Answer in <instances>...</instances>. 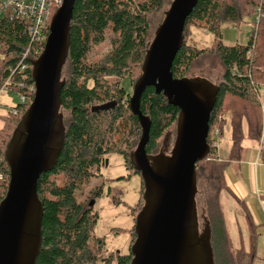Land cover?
Here are the masks:
<instances>
[{
    "label": "trees",
    "instance_id": "1",
    "mask_svg": "<svg viewBox=\"0 0 264 264\" xmlns=\"http://www.w3.org/2000/svg\"><path fill=\"white\" fill-rule=\"evenodd\" d=\"M239 2L198 0L185 20L183 42L171 67L174 78H191L193 76L187 75L191 65L205 54H211L217 57L221 68L217 82L208 76H198L217 87L209 118V151L196 164L195 195L196 209L198 211L197 203L200 204V218L209 232L213 264H244L247 258L256 257L257 232L251 216L248 214L247 222L250 252L244 250L243 242L242 247H233L220 206L221 194L226 192L231 195L223 175L228 161L239 160L243 153L242 142L245 139L259 141L262 133L263 114L258 88L264 84V0H242L246 7L242 11L239 10ZM162 6L163 0H75L59 95L64 139L55 164L40 175L36 186L41 218L40 247L35 264L131 262V246L137 236L134 227L129 230L132 239L129 240L127 252L117 253L115 257L100 255L105 242L94 234L98 215L89 205L95 196L79 202L76 190L96 176L93 167L103 164L105 155L109 153L121 155L125 168L140 176L131 155L140 139L141 127L129 107L131 95L125 93L120 80L133 78V70L139 69L134 86L142 74L146 51L153 39H149L147 16ZM258 8L261 16L245 44L226 45L222 42V22H240L245 16L253 17ZM25 26V22L9 17L0 21V51L4 54L0 59V87L10 77L8 89L25 95L30 105L34 96L32 65L22 71L16 69L29 42ZM190 26L213 32V44L205 48L187 45L184 35ZM106 31L110 32L109 50L100 61L88 62L86 57L91 47L104 41ZM227 99H230L231 106L226 105ZM29 105H17L16 114L9 111L1 116L0 201L9 183L10 167L5 159V148ZM140 111L151 121L146 153L156 155L164 135L171 128L177 133L179 109L168 104L162 93L156 94L153 87H147L141 96ZM224 112L231 113V147L227 160L218 156L211 139V132L216 128L219 135L223 133L226 123V118L222 117ZM260 161L264 166L262 153ZM141 184L140 209L144 204L142 178ZM261 198L264 199V195ZM239 205L242 203L239 202Z\"/></svg>",
    "mask_w": 264,
    "mask_h": 264
},
{
    "label": "water",
    "instance_id": "2",
    "mask_svg": "<svg viewBox=\"0 0 264 264\" xmlns=\"http://www.w3.org/2000/svg\"><path fill=\"white\" fill-rule=\"evenodd\" d=\"M197 1L170 3L146 51L142 74L129 99L130 110L141 127L131 157L144 184V204L135 217L137 236L131 246L130 264H204V250L209 253V264H213L209 232L199 233L195 195L196 164L209 151V118L217 87L199 77L174 78L171 72L183 42L185 20ZM74 3L75 0H63L52 17L44 49L32 61V102L5 149L10 171L7 192L0 201V264H24L27 224L36 203L38 241L29 264H35L39 252L41 207L36 186L40 175L55 164L64 139L59 95ZM147 87L162 93L168 104L180 112L171 154L162 158L160 153H146L151 121L140 111V100ZM19 133L23 138L12 158L13 140ZM204 233L205 241L201 240Z\"/></svg>",
    "mask_w": 264,
    "mask_h": 264
},
{
    "label": "rangeland",
    "instance_id": "3",
    "mask_svg": "<svg viewBox=\"0 0 264 264\" xmlns=\"http://www.w3.org/2000/svg\"><path fill=\"white\" fill-rule=\"evenodd\" d=\"M172 1L173 0H163V6L160 10L155 13L152 12L148 14L147 17L150 23V40L154 37L156 27L160 22H162L165 12L168 10ZM243 3L244 2H242V0L238 3L240 11L246 9ZM254 25H256L254 24V16H245L240 22L224 21L220 26L221 40L226 45H233L236 43L245 44L249 39ZM184 36L185 43L187 45H192L197 48L211 46L214 42L213 32L201 27H188ZM109 37L110 32L106 31L104 41L99 44H94L91 47L86 57L88 62H98L103 58L105 53L110 48ZM217 60L218 59L215 55L205 54L201 57V59L195 61L191 65L187 75L193 76L194 78L198 76H208L213 82H217L221 73V68L219 67ZM138 70L139 69H135L133 70L134 72L132 71L133 78L124 77L120 80V86L129 96L133 92V81L138 76ZM213 89L214 88L212 87V90ZM258 97L260 101H264V84L258 88ZM229 100L230 99H227V106L232 105ZM17 103L18 96L16 93L10 92L7 89H0V127L2 125L1 116H5L12 107L17 105ZM222 117L226 118V123L224 125L222 135H219L218 143L219 141H222V143H219V146L216 149L217 154L219 147L226 145L228 139L230 140L231 128L229 121L231 113L224 112ZM262 120H264V114L262 116ZM175 132L176 131L171 128L159 143L156 152H158L157 154L160 153V158L171 154L176 139ZM22 138V134L19 133L16 135L15 140H13L14 145L12 146L10 152L12 158L15 157L13 154L17 153ZM6 151V154L8 155V150ZM93 170L96 173V176H94L88 184H85L76 190V198L79 202H84L89 197L95 196L92 206L98 215V219L94 227V234L103 239L105 242V248L103 253L100 255H113L115 257L117 253L127 252L129 240L132 239L131 234H129V230L131 227H134L135 217L140 209V205L138 204L141 198V177L139 174H135L126 169L123 157L116 153L106 154L103 164L95 165ZM120 177L129 178L121 179ZM220 206L226 222L225 226H227V233L231 238L233 247L240 248L243 246L245 251L250 250L251 252L252 250L249 249L250 239L248 237L249 229L247 225L249 216L247 210L242 205H239L230 195H226L224 193L221 194ZM197 207L198 229L201 234L202 232H205V223L203 222V219L200 218V215H202L200 204L197 203ZM38 218L39 207L36 203L32 207L27 224L28 234L24 243V264H29V261L36 250V244L38 241ZM205 237L206 234L204 233L201 236V240L205 241ZM242 242L243 245L241 246ZM208 254V251H203L205 258V260H203L204 264H209L210 262ZM243 262L244 264H264V236L262 233L257 235L256 257L254 259L247 258V261L244 260ZM112 264H115V261L112 262Z\"/></svg>",
    "mask_w": 264,
    "mask_h": 264
},
{
    "label": "crops",
    "instance_id": "4",
    "mask_svg": "<svg viewBox=\"0 0 264 264\" xmlns=\"http://www.w3.org/2000/svg\"><path fill=\"white\" fill-rule=\"evenodd\" d=\"M262 121L259 141L245 139L242 142V157L239 160H229L223 175L230 196L245 207L256 226L257 235L262 233L264 236V199L261 198L264 195V166L260 161L261 153L264 155V120ZM230 147L231 136L226 145L219 147L218 155L222 160H227ZM224 194L229 195L226 192Z\"/></svg>",
    "mask_w": 264,
    "mask_h": 264
},
{
    "label": "built area",
    "instance_id": "5",
    "mask_svg": "<svg viewBox=\"0 0 264 264\" xmlns=\"http://www.w3.org/2000/svg\"><path fill=\"white\" fill-rule=\"evenodd\" d=\"M62 2L63 0H0V21L4 17H9L10 19L23 21L26 24L25 27L29 42L25 51L22 53L16 69L19 68L20 71L26 69L30 64L32 65V61L40 56L49 33V26L52 17L62 5ZM260 16L261 14L258 8L257 13L254 16V24L258 23ZM3 57L4 54L0 51V59ZM10 83L11 80L10 77H8L0 89L9 90L8 86ZM32 89L34 90V87H32ZM16 94L18 96L17 105H29V100L25 95L19 93ZM16 106L12 107L10 110L13 114H16ZM260 109L264 114V101L260 102ZM211 139L212 146L217 149L219 146L218 128L211 132Z\"/></svg>",
    "mask_w": 264,
    "mask_h": 264
}]
</instances>
